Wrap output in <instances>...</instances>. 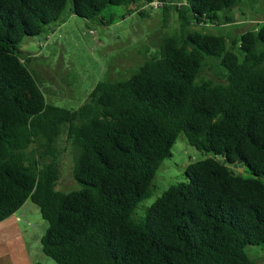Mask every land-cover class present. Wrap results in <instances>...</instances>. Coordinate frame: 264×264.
Listing matches in <instances>:
<instances>
[{"label": "trees", "instance_id": "obj_1", "mask_svg": "<svg viewBox=\"0 0 264 264\" xmlns=\"http://www.w3.org/2000/svg\"><path fill=\"white\" fill-rule=\"evenodd\" d=\"M68 1L0 0V223L31 200L48 224L42 252L57 264H256L246 247L264 245V24L232 39L168 36L129 77L101 80L66 108L46 101L20 45L55 24ZM151 1L71 0V11L108 24L110 5L142 17L175 9L183 26H218L235 21L226 12L243 0L144 8ZM207 56L225 67L224 83L199 79ZM182 132L205 158L135 218ZM63 134L80 189H59ZM239 161L250 176L227 164Z\"/></svg>", "mask_w": 264, "mask_h": 264}, {"label": "rangeland", "instance_id": "obj_2", "mask_svg": "<svg viewBox=\"0 0 264 264\" xmlns=\"http://www.w3.org/2000/svg\"><path fill=\"white\" fill-rule=\"evenodd\" d=\"M71 6L69 0L55 24L46 27L38 36L24 38L20 45L24 56L30 59V69H33L46 101L66 108L83 104L101 80L129 77L140 65L159 55V44L168 36H186L188 32L199 30L227 34L232 39L247 29L264 24V0H243L239 6L226 12L235 21L218 26L206 23L183 26L175 9L167 12L163 8L152 9L148 16L142 17L124 5L108 6L101 16L112 20L103 24L101 19L88 20L74 15ZM226 13L221 12L220 16ZM206 60L199 79L224 83L226 69L220 65L219 59L207 56ZM61 138L62 146L64 144L67 149L59 189H80L81 185L75 182L72 172L75 150L65 144V134ZM203 158L205 154L189 143L184 132L180 133L172 147V156L166 158L157 171L152 196L140 203L135 218L144 217L146 209L171 186L187 181L189 163ZM239 172L250 176L244 167L239 168ZM17 214L24 215L20 221L21 230L36 255L37 249L41 248L37 239L45 234L48 224L31 200ZM246 253L256 264H264V245H249ZM43 256L42 261L37 258L41 264H57Z\"/></svg>", "mask_w": 264, "mask_h": 264}, {"label": "crops", "instance_id": "obj_3", "mask_svg": "<svg viewBox=\"0 0 264 264\" xmlns=\"http://www.w3.org/2000/svg\"><path fill=\"white\" fill-rule=\"evenodd\" d=\"M17 213L18 211L0 223V264H41L37 258L41 261L45 258L42 247L37 249L36 256L21 230L20 221L24 215L20 216ZM42 237H38L37 241L41 242Z\"/></svg>", "mask_w": 264, "mask_h": 264}, {"label": "built area", "instance_id": "obj_4", "mask_svg": "<svg viewBox=\"0 0 264 264\" xmlns=\"http://www.w3.org/2000/svg\"><path fill=\"white\" fill-rule=\"evenodd\" d=\"M162 4H163V1H161V0H153V1L149 2L148 4H146L144 6V8H146V7H148V8L149 7L157 8V7H159Z\"/></svg>", "mask_w": 264, "mask_h": 264}, {"label": "water", "instance_id": "obj_5", "mask_svg": "<svg viewBox=\"0 0 264 264\" xmlns=\"http://www.w3.org/2000/svg\"><path fill=\"white\" fill-rule=\"evenodd\" d=\"M230 167H232L237 173L239 172V168H243L244 167V164L239 161L237 163H231V162H228L227 163Z\"/></svg>", "mask_w": 264, "mask_h": 264}]
</instances>
